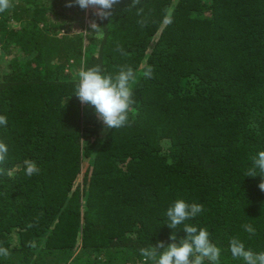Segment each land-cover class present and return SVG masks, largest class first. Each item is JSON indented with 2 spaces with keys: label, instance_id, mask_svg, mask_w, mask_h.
Returning <instances> with one entry per match:
<instances>
[{
  "label": "trees",
  "instance_id": "16d2710c",
  "mask_svg": "<svg viewBox=\"0 0 264 264\" xmlns=\"http://www.w3.org/2000/svg\"><path fill=\"white\" fill-rule=\"evenodd\" d=\"M130 3L96 15L97 31L73 0H12L0 13L12 171L0 175V264H144L140 248L186 235L166 224L178 199L203 206L185 223L208 231L220 264H243L234 237L264 251V176L245 175L264 150V0ZM95 65L139 70L123 127L74 93L78 71Z\"/></svg>",
  "mask_w": 264,
  "mask_h": 264
},
{
  "label": "clouds",
  "instance_id": "9594fccd",
  "mask_svg": "<svg viewBox=\"0 0 264 264\" xmlns=\"http://www.w3.org/2000/svg\"><path fill=\"white\" fill-rule=\"evenodd\" d=\"M81 9L94 8L96 15L101 19L112 14V8L120 0H73ZM140 0H131L128 7L135 8ZM13 6L12 0H0V13ZM67 6L71 7L70 2ZM143 23V21H140ZM91 27L96 31L99 26L93 22ZM143 77L150 79L153 76V68L147 66L143 70ZM136 80V73L130 66L121 67L114 76L103 74L100 65L90 68H81L76 74L74 93L84 104L94 106L95 112L103 124L108 128H120L129 123L128 114L132 104L135 103L134 93L130 82ZM0 126H7V118L0 115ZM8 154L7 145L0 141V175H12V171L5 169L2 165L6 162ZM252 166L245 175L255 176L257 173L264 176V150L259 151L251 157ZM24 171L28 177L38 174L40 169L30 159L23 161ZM259 188L264 191V179L259 183ZM203 211L199 203H187L183 199L176 200L166 211L168 225L171 229L181 227L186 233L177 240L175 232L169 239L171 243L165 246L164 241L156 245L140 248V255L144 258V264H220L221 249L209 239V233L204 228H197L185 221L196 217ZM244 230L250 235H255V229L251 224L244 225ZM230 252L234 259H240L243 264H264V251L256 253L246 249L244 243L238 238L230 240ZM0 255L7 256L5 248L0 247Z\"/></svg>",
  "mask_w": 264,
  "mask_h": 264
},
{
  "label": "rangeland",
  "instance_id": "374dc122",
  "mask_svg": "<svg viewBox=\"0 0 264 264\" xmlns=\"http://www.w3.org/2000/svg\"><path fill=\"white\" fill-rule=\"evenodd\" d=\"M96 9L94 8H87L85 9L84 15H83V21L84 23L87 25H90L95 22V16H96ZM139 74V70L136 72V77ZM80 181V178L78 179V182ZM10 240L12 244H16L17 243V234L15 232H12L11 236H10Z\"/></svg>",
  "mask_w": 264,
  "mask_h": 264
}]
</instances>
